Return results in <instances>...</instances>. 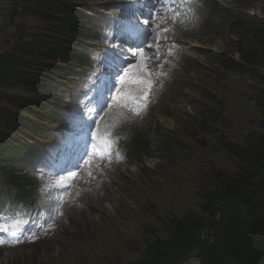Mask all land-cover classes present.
I'll list each match as a JSON object with an SVG mask.
<instances>
[{"label":"rangeland","instance_id":"1","mask_svg":"<svg viewBox=\"0 0 264 264\" xmlns=\"http://www.w3.org/2000/svg\"><path fill=\"white\" fill-rule=\"evenodd\" d=\"M85 1L90 3L92 10H104L110 2H98L97 0ZM210 1L193 0L192 6L194 9L196 8V4L202 8L200 10L201 14H195L193 11V17L196 18L194 27L197 29V35L205 41L206 46L211 49H226L229 52L232 50V47L230 45L227 47L224 46L227 44L225 43V39L228 37V30L222 24L220 18H213L214 20L211 26L207 25V23L205 24L207 18L211 15ZM219 2L221 5L231 4V0H219ZM251 11L254 14L258 13L259 16L264 18V0L254 1ZM220 33L223 34V37H220ZM86 40L89 43L92 42V40L88 41L84 37L83 41ZM182 50L186 55L193 56V51L187 45H184ZM185 58L178 59L181 67L167 76H160L155 72L153 78L149 79L152 81V86L158 84L161 79L165 80L171 77L180 79V77L182 78L188 75V81L191 82L193 80L191 75L197 74L198 72L192 74L184 69L186 66ZM204 62H207L209 66L208 61L204 60ZM209 74H213V71H205L204 75L202 73L198 74L197 78L192 81V91L184 92L185 97H180L179 95L174 96L175 101L172 105L173 107L170 109L174 113L173 118L162 117L161 119L164 127L169 130H179L182 136L181 139L188 144V148L189 146L192 148L185 150L186 157L184 155L185 152H182L179 158L174 161H162L158 163L150 160L149 164L151 166L142 170L141 174L138 173L139 169L135 171L136 168H128L126 162L120 160L116 163L114 159L113 163L119 167L111 169L107 166L105 170L110 175V179L115 181L114 183H110L109 180L106 182V185L113 188L110 190L112 193L102 194L104 198L102 207L111 213L106 215L98 227L94 225L95 228L92 230L88 227L86 233L82 230L81 225L78 224L76 226L78 235L76 236H70L68 234V232L75 230V227L71 226V224L78 218L80 223L84 225L83 218L80 216H87L89 217V221L92 220L94 222V218L90 217L94 214H90L88 209L82 208L81 206L72 205V208H70L66 200V204L70 209L65 213L62 211L59 215V208H56L59 203L56 192L64 190V185L61 187L47 186L55 185L56 181L62 176L50 178L47 172H43V170L49 167V164L42 166L43 168L40 170V173L44 176H38V182L41 187L37 186L32 199L36 198V207L40 206L37 203L42 200L43 204L45 203L48 208V212L55 211L57 218L50 225H45L28 242L25 243V240L21 238L23 239L21 246L6 249L3 252V256L0 257V264H129L139 257L138 240L144 236L146 230L156 229L157 234L160 235L164 227L163 222L169 216L181 214L184 211L194 208L196 203L195 192L197 191L198 185L196 183L199 175L205 171L204 169L206 167L215 162L227 166L228 160L213 149L215 147L212 146L214 145L212 143L214 137H211L208 132L205 133L198 127H188V129L184 130V128H181L177 118L174 119V116L178 115L179 119L183 118L189 121L188 114L195 112L197 109V105H191L190 107V100L195 97L202 98L198 95L203 94L205 91L209 92L211 89L214 91L212 94H215L216 97L220 96L218 99L223 103L221 106L222 117L214 125L215 127L212 131L217 132L215 134H225L231 140H239L242 130L256 129V127L249 125L248 122L259 117L256 109L251 104L256 93L252 88L258 89L259 87L254 84L251 77H240L224 72L216 73L212 77H208ZM86 79L85 86L87 87ZM132 87L136 88L135 85L126 87L124 98L134 96ZM156 90L152 94L150 93V89L149 95L154 97L153 100L156 102L155 108L158 110L168 101H164L168 97L164 96L161 98L160 95H158V98L155 97L162 89L160 86H157ZM173 90L170 92H173ZM67 93L70 94L72 91L63 93L60 90H56L52 95L62 99L64 95H69ZM124 98L116 99L109 104L105 115L106 117L104 116L105 119L99 123V133L105 131V125L116 124L111 130L113 135L114 132H118L121 129L118 122L128 118H135L139 121L137 125L149 130V127L153 123L150 118L139 114L134 108L130 109L127 99ZM139 126L138 128H140ZM193 132L198 134L197 139L201 140L203 144H207V149L206 147L199 148L196 151V148H198L196 145L198 144H195L196 141L194 143V139L190 137V134ZM117 138L115 137L114 140L120 141ZM151 138L153 142L156 141L154 133L151 135ZM194 153L195 156L193 155ZM110 155L109 149H105L99 151L98 157L107 158ZM114 156L118 157L119 151L115 152ZM183 157L184 160L181 159ZM40 160H42L41 157L37 159V161ZM128 170L133 171L128 172ZM125 172L133 174V176L131 177ZM117 180L121 182V185L115 191L116 198L107 202L106 199L116 190L115 185ZM68 188L70 190V187ZM93 189L91 187L92 192L89 191L86 197H90L94 193ZM119 195L122 197L118 200ZM31 211L30 209V213ZM41 212L43 216L47 215L44 211ZM72 242H76L77 244L74 249H72ZM107 245L108 247H105ZM185 264H198V262L193 258Z\"/></svg>","mask_w":264,"mask_h":264},{"label":"trees","instance_id":"2","mask_svg":"<svg viewBox=\"0 0 264 264\" xmlns=\"http://www.w3.org/2000/svg\"><path fill=\"white\" fill-rule=\"evenodd\" d=\"M73 1L21 2L14 41L7 52L0 54V85L10 76H22L31 66L29 56L41 51L35 34L54 27L70 29ZM239 5L225 19L233 36V53L238 57L212 53L211 59L219 69L249 76L259 87L252 88L256 93L251 101L259 117L248 122L256 129L242 130L239 140L217 135L212 131L222 117L223 103L213 97L204 103L191 126L214 137L213 149L227 158V166L215 162L204 169L196 183L195 207L169 216L160 235L156 229L146 230L142 242H138L140 256L130 264H184L192 257L199 264H264V18L247 13ZM2 27L6 32L7 23ZM26 107L35 116L38 114L39 108L30 103ZM197 135L190 134L198 144L196 151L207 149ZM4 141L10 138L0 136V154L9 155ZM177 142L181 149L180 138ZM3 179H7V173L0 170V181Z\"/></svg>","mask_w":264,"mask_h":264},{"label":"bare ground","instance_id":"3","mask_svg":"<svg viewBox=\"0 0 264 264\" xmlns=\"http://www.w3.org/2000/svg\"><path fill=\"white\" fill-rule=\"evenodd\" d=\"M150 2V1H149ZM159 0L153 1V5L157 6L151 13H147V15L152 19L151 20V33L143 34V38L148 42L154 43V50H148L147 45L143 48L144 54V62L147 65L148 73L153 72L157 68H159L164 62L166 58L165 49L168 47H182L183 43H191V42H202L200 37H197L194 33L190 34L185 31V27L189 26L190 23V15L191 10L190 7L188 9L181 10L178 8L177 15H175V10L172 4H167L166 7L162 8L160 13H158V7L160 4ZM161 6V5H160ZM200 14V9L197 8L195 10ZM183 35L184 37H180ZM144 39H138L137 41L143 42ZM128 41L133 42L132 40ZM151 49V48H150ZM139 56L135 55L131 58L132 64H136L139 62ZM104 182L108 181L112 182V179L108 176H103ZM97 181V179H95ZM92 185L91 180L84 181L83 186L85 189ZM110 191L109 188L104 185V187L97 186L93 189V195L86 197V191H79L78 195L72 198L75 203L83 206H88L94 210L98 209V206L101 205L103 199L100 197V193ZM197 259L192 257L191 259ZM190 260V259H189ZM188 260V261H189Z\"/></svg>","mask_w":264,"mask_h":264},{"label":"snow or ice","instance_id":"4","mask_svg":"<svg viewBox=\"0 0 264 264\" xmlns=\"http://www.w3.org/2000/svg\"><path fill=\"white\" fill-rule=\"evenodd\" d=\"M147 23V21H145ZM141 56L139 58V62L136 64L129 63L127 67L123 69V73L118 76L119 83L121 85L125 84H132L136 86L137 95L133 96L132 99L137 103L140 104V101L143 100L144 104L140 105L141 107L146 106L149 97V91L152 86V81L147 79L148 69L147 65L145 64L144 56H143V49H140ZM117 99H123L125 94L120 92L119 88L117 89ZM116 124L112 125H105V131L103 133H93L95 139L101 141V143L107 148L111 149L112 144L115 142L114 138L112 137V128H114ZM95 147V145H94ZM76 173H70V177H74ZM68 182V179L65 177H60L58 181H56L55 185H49L47 187H61L65 183ZM11 235L14 237L12 243H18V233L15 231L11 232ZM5 243L4 240H0V244Z\"/></svg>","mask_w":264,"mask_h":264}]
</instances>
